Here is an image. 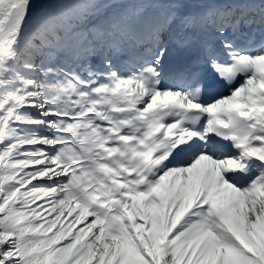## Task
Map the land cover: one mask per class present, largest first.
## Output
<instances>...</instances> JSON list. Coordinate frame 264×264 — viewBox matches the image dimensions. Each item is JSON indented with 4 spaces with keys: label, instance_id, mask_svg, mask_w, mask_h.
<instances>
[{
    "label": "snow or ice",
    "instance_id": "obj_1",
    "mask_svg": "<svg viewBox=\"0 0 264 264\" xmlns=\"http://www.w3.org/2000/svg\"><path fill=\"white\" fill-rule=\"evenodd\" d=\"M0 264H264V0H0Z\"/></svg>",
    "mask_w": 264,
    "mask_h": 264
}]
</instances>
